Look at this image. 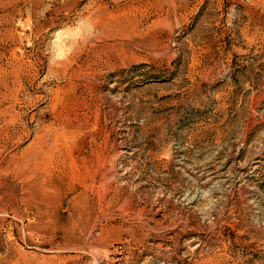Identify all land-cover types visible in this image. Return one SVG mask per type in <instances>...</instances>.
<instances>
[{
	"label": "rangeland",
	"instance_id": "rangeland-1",
	"mask_svg": "<svg viewBox=\"0 0 264 264\" xmlns=\"http://www.w3.org/2000/svg\"><path fill=\"white\" fill-rule=\"evenodd\" d=\"M0 264H264V0H0Z\"/></svg>",
	"mask_w": 264,
	"mask_h": 264
}]
</instances>
